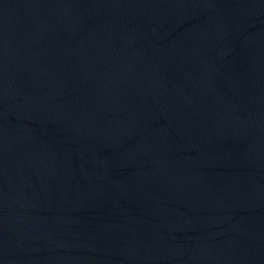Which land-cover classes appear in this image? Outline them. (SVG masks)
Returning a JSON list of instances; mask_svg holds the SVG:
<instances>
[{
    "label": "water",
    "instance_id": "water-1",
    "mask_svg": "<svg viewBox=\"0 0 264 264\" xmlns=\"http://www.w3.org/2000/svg\"><path fill=\"white\" fill-rule=\"evenodd\" d=\"M0 264H264V0H0Z\"/></svg>",
    "mask_w": 264,
    "mask_h": 264
}]
</instances>
